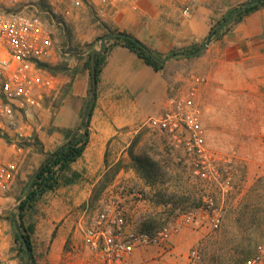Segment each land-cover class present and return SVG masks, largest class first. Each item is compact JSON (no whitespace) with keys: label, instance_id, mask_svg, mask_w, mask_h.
Wrapping results in <instances>:
<instances>
[{"label":"rangeland","instance_id":"374dc122","mask_svg":"<svg viewBox=\"0 0 264 264\" xmlns=\"http://www.w3.org/2000/svg\"><path fill=\"white\" fill-rule=\"evenodd\" d=\"M250 1L215 0L218 14L226 2L235 7L212 19L209 36L200 44L167 53L152 51L144 45L163 60L178 55L175 58L183 61L170 71L176 78L170 81L175 86L173 94L185 93L197 78L204 80L197 88L196 99L203 114L209 179L194 176L192 161L182 148L144 125L128 140L125 157L110 166L115 171L118 164L116 176L101 184L98 181L93 187L97 191L95 197L91 193L89 201L80 207L83 214L77 233L73 229V234L62 242L59 233L68 215L50 212L53 197L41 196L32 207L20 211L42 165L32 160L31 146L35 144H25L21 153L7 147L3 158L17 160L20 170L11 191V226L3 245L2 264H28V257L31 261L28 249L20 243L21 236L27 235L21 224L24 228L33 227L30 242L34 264H87L89 255L83 230L110 202L122 206L132 230L153 231L172 224L180 213L202 205L206 198H213L221 211L220 229L187 228L174 238L180 256L191 246H199L204 264H239L264 247V233L252 231L255 220L242 210L245 198L252 202L259 200V192L253 189L264 178V46L227 49L219 42L237 25L227 22L234 11ZM40 4L47 7L43 2ZM84 20L104 26L106 19H99L92 6L71 11L66 16V28L57 31L58 48L45 69L54 73L64 70L62 64L54 66L53 62L65 55V48L70 55H77L82 48L86 58L91 57L93 46L105 36L92 44L83 43ZM209 37V46L198 56L180 55L198 51ZM109 158L113 156L109 154Z\"/></svg>","mask_w":264,"mask_h":264},{"label":"crops","instance_id":"0c3cea01","mask_svg":"<svg viewBox=\"0 0 264 264\" xmlns=\"http://www.w3.org/2000/svg\"><path fill=\"white\" fill-rule=\"evenodd\" d=\"M134 1L139 6L137 11L125 5L113 18L105 20V27L98 22L87 23L84 20L86 33H81L83 43L92 44L95 39L110 35H105V32L117 31L133 37L152 51L183 50L205 40L209 36L212 19L235 7V4L226 2L218 14L215 0H195L191 14L185 16L181 7L183 9L191 2L188 0ZM219 42L224 43L227 49L254 45L262 48L264 7L246 16ZM102 47L104 43L100 41L92 51L97 54ZM66 50L62 58L53 62L54 66L62 64L64 70L51 72L57 78L59 90L36 110L37 119L31 116L29 120L34 129L35 145L31 146V152L36 163L42 164L50 154L66 145L71 138L82 137L84 132V111L92 95L90 66L87 65V53L82 48L77 55H70ZM179 63L183 61L171 58L164 62L161 70L156 71L123 45L112 46L103 54L97 75L95 104L87 123L88 143L82 156L62 173L60 185L43 195L53 197L50 212L68 215L59 233V241L68 239L73 229L74 234L77 233L83 214L80 207L89 201L94 185L106 170L121 156L125 157L128 140L149 118L160 116L168 98L176 95L173 94L175 86L170 83L176 78L170 71Z\"/></svg>","mask_w":264,"mask_h":264},{"label":"built area","instance_id":"2783aa9c","mask_svg":"<svg viewBox=\"0 0 264 264\" xmlns=\"http://www.w3.org/2000/svg\"><path fill=\"white\" fill-rule=\"evenodd\" d=\"M41 2L47 7L42 8ZM194 4L195 0L185 4V16ZM125 5L139 9L134 0H0V264L11 226V191L20 170L17 160L3 158L5 148L21 153L25 144L35 142L30 117L37 119L36 110L59 90L57 78L45 69L57 51V31L66 28V16L73 10L92 6L103 20L113 18ZM104 47L109 49L111 43L104 41ZM203 82L197 78L188 91L170 96L163 113L149 118L145 126L182 148L192 161L193 175L207 180L203 114L196 99ZM221 225V211L210 197L153 231L132 230L122 206L110 202L83 230L87 264H204L199 246L180 256L174 238L187 228L217 231ZM239 264H264V247Z\"/></svg>","mask_w":264,"mask_h":264},{"label":"trees","instance_id":"16d2710c","mask_svg":"<svg viewBox=\"0 0 264 264\" xmlns=\"http://www.w3.org/2000/svg\"><path fill=\"white\" fill-rule=\"evenodd\" d=\"M261 7H264V0H260L254 5L244 7L242 9H237L234 11V14L227 22H234L238 24L250 13ZM108 33L110 34V37H103L102 41L112 42L111 47L116 45H123L129 48L131 51L135 52L139 57H141L145 61L147 65L153 67L154 70L158 71L163 68L164 60L161 59L160 56L154 52H152L151 54L148 53L144 49V44H142L138 40L125 33H120L117 31H109ZM107 51L108 48L102 47L101 51L96 54L95 64L97 75L100 70V64L103 62V54H105ZM176 57L179 56L176 55ZM87 65L90 66V57L87 60ZM87 143L88 131H86V133L81 138H71L66 145L58 149L53 154H50L45 159V161L40 166L38 173H36V177H34V180L31 184L30 192L28 193L26 199L22 202L20 206V211H25L27 208L32 207L33 203H35L46 192L52 191L60 185L62 173L69 170L71 164L82 156ZM116 165L117 167L115 168V171L112 170V167H109L106 170L103 177L99 180L100 184L107 181H111L116 176V174L119 172V166L118 164ZM105 185H107V183ZM104 188L105 187H103L102 189ZM253 190L259 192V200H257V202H252L249 200V197L245 198L242 204V210L244 214H249L253 217V220H255V223L251 225V228L253 229L252 231L255 233L263 234L264 230L262 229L264 228V178H260L257 181V184L255 185ZM95 191L96 190H93L92 192V198H94L96 195L97 191ZM22 217L23 216L20 214V219H22ZM20 227L21 229H23L25 234H27L21 236L22 240L20 241V243L22 247L28 249L31 261L34 264L32 256V245L30 242V233L32 232L33 227L30 226L24 228L22 224Z\"/></svg>","mask_w":264,"mask_h":264},{"label":"water","instance_id":"95a60500","mask_svg":"<svg viewBox=\"0 0 264 264\" xmlns=\"http://www.w3.org/2000/svg\"><path fill=\"white\" fill-rule=\"evenodd\" d=\"M260 0H251L250 2H248L245 7L254 5L256 3H258ZM242 9V7L240 8ZM106 38H109L110 35L105 36ZM211 42V37H209L206 42L204 43V45L196 52H192V53H182L180 54L181 56L184 57H194V56H198L199 54H201L204 50H206V48L209 46ZM144 49L151 54V51H149L146 47H144ZM95 57H96V51H93L91 53V57H90V74H91V89H92V95H91V99H90V104L87 108L85 117H84V124H83V135L86 133L87 131V123H88V118L91 114V111L93 109V106L95 104V99H96V85H97V73H96V64H95ZM176 57V55H171L169 57H167L164 62L168 61L171 58ZM82 135V136H83ZM81 138V137H80ZM39 171V170H38ZM38 173V172H37ZM36 177V175H35ZM28 264H31V261L28 257Z\"/></svg>","mask_w":264,"mask_h":264}]
</instances>
